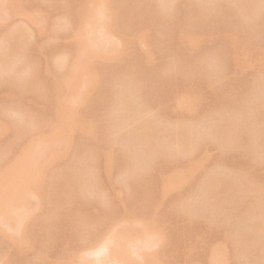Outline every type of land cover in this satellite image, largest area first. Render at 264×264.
Instances as JSON below:
<instances>
[{"label":"rangeland","instance_id":"374dc122","mask_svg":"<svg viewBox=\"0 0 264 264\" xmlns=\"http://www.w3.org/2000/svg\"><path fill=\"white\" fill-rule=\"evenodd\" d=\"M84 1L0 0V51L10 55L0 58V122L10 121L0 125V204L20 193L31 208L4 202L16 214H0V264H264V0H96L112 8L111 33L88 28L116 50L93 60L77 59L99 45L87 36L79 46ZM19 35L26 43L11 52ZM70 68L95 74L80 98L83 79L65 92ZM63 78L58 99L52 80ZM71 99L83 117L56 136L54 110ZM26 147L34 166L24 170ZM54 149L63 152L52 158ZM9 164L17 179L6 183ZM25 176L38 178L29 198Z\"/></svg>","mask_w":264,"mask_h":264},{"label":"bare ground","instance_id":"6f19581e","mask_svg":"<svg viewBox=\"0 0 264 264\" xmlns=\"http://www.w3.org/2000/svg\"><path fill=\"white\" fill-rule=\"evenodd\" d=\"M94 1H95V3H93ZM94 1L91 0L90 3L87 2V1H84V2H87V3H84V2H83L82 5H85V4H87V5L83 6V8H81V10H80V8H79L80 13H79V11H78V13H79V15H80V16H79V17H80V20H79V21H80V23H81L83 26H81V27L78 26V27L80 28V29H79L80 32L77 33V34H79V35H77V37H78L77 40L79 41V38L82 39V40H80L81 42L79 41L80 45H79V44H78V45L81 46V47H82V46H83V47L85 46V48L88 47L87 45H88L89 43L92 42V41H90V40H92V39H90V40L88 39V43H87V41H86V40H87V39H86L87 36H88V38H91V37L94 38L93 43H91V45L94 44V42L96 43V40H97V43H98V40H100V37H97V36H98V35H97L98 30H97V32H96V31H91L90 28H94L95 25H97V26H99V27H97V26H96V27L100 30V29H102V27H104V26L106 27V25L108 26V28H109V26L111 25V24L108 25V22L111 23V20H110V19H109L110 21L107 20V16H110V15H111V13H110V8H111V6H110V8H109V11L105 8L106 5L104 6L105 10H107L106 12H107V13H110V15H107V13H105V10H102V7H103L102 5H103V4L100 5L101 7L98 6V3L100 4V2H101L102 0H101L100 2H98V1H96V0H94ZM106 1H107V0H106ZM169 1H170V0H169ZM250 1H251V0H250ZM250 1H249V2H250ZM255 1H256V0H255ZM255 1H254V2H255ZM257 1H258V0H257ZM3 2H4V1H2L1 3H3ZM8 2H9V1H8ZM8 2H5V3L7 4ZM96 2H98V3H96ZM102 2L104 3V0H103ZM102 2H101V3H102ZM162 2H163V1H162ZM1 3H0V4H1ZM5 3L1 4V5H4V6H2V7H5V5H6ZM202 3H203V2H202ZM242 3H243V2H242ZM242 3H240V4H242ZM252 3H253V2H252ZM252 3H251V4H252ZM255 3H256V2H255ZM255 3H253L254 7H252L251 4L249 3L250 5H248V6H249V8H251V10L255 8ZM263 3H264V2H263ZM206 4H207V3H206ZM236 4H238V3H236ZM240 4H239V5H240ZM256 5H257V4H256ZM259 5L262 6L261 2H260ZM7 6H10V5H7ZM96 6H98V8H96ZM236 6H237V5H236ZM242 6H243V5H242ZM245 6H246V5H245ZM245 6H243V7H245ZM250 6H251V7H250ZM260 6H259V7H260ZM81 7H82V6H81ZM94 7H95V8H94ZM99 7H100V9H99ZM243 7H242V8H243ZM239 8H240V7H239ZM239 8H237V9H239ZM246 8H247V6H246ZM256 8H258V7H256ZM260 8H261V7H260ZM6 9H7V8H6ZM9 9H10V7H9ZM111 9H112V8H111ZM240 10H241V9H240ZM251 10H250V11H251ZM255 10H256V9H255ZM9 11H10V10H9ZM250 11H249V13H250ZM257 11H258V10H256V11L254 12V10H252V12H254V13H256ZM259 11H260V10H259ZM111 12L113 13V10H112ZM241 12H242V11H241ZM243 12H244V11H243ZM246 12L248 13V11H246ZM249 13H248V15H249ZM76 14H77V13H76ZM251 15H252V14H251ZM113 17H114V16H113ZM33 18H34V17H33ZM78 19H79V18H78ZM104 19H106L107 21H105ZM36 20H37V19H36ZM36 20H35V21H36ZM112 20H113V19H112ZM101 21H102V22H101ZM103 23H104L105 25H103ZM112 23H113V22H112ZM93 26H94V27H93ZM88 27H90V28H88ZM96 27H95L94 29H96ZM105 27H104V31H105ZM111 27H112V26H111ZM81 28H82V29H81ZM83 28H85V29L87 28V32H86V33H84L86 30H85V29L83 30ZM106 28H107V27H106ZM108 28H107L106 30L109 31L108 33H111L110 30H108ZM113 28H114V27H113ZM11 29H12V27L10 28L9 31H12V32H13L14 29H13V30H11ZM23 29L25 30V28H23ZM88 29H89V30H88ZM94 29H93V30H94ZM20 30H22V28H20ZM20 30H19V31H20ZM114 30H115V29H114ZM183 30H184V29H183ZM9 31H8L7 33H11V32H9ZM111 31H112V30H111ZM139 31H140V30H139ZM139 31H138V34L140 35V32H141L142 30H141L140 32H139ZM92 32H93V35H94V36H93V35H90V33H92ZM94 32H96V33H94ZM99 32H101V31H99ZM178 32H181V31H178ZM182 32H183V31H182ZM182 32H181V33H182ZM185 32H186V31H185ZM16 33H17V32H16ZM25 33H26V34H25ZM81 33H82V34H81ZM102 33H103V30H102ZM105 33H106V32H105ZM108 33H107V34H108ZM141 33H142V32H141ZM181 33H180V34H181ZM186 33H187V32H186ZM186 33H185V35H186ZM13 34H14V33H13ZM23 34L26 35V37H28L27 35H29V31H26V30H25V32H24ZM23 34H21V32H20V35H23ZM103 34H104V33H103ZM112 34H113V33H112ZM182 34H183V33H182ZM20 35L17 36L16 39H13V41H12L13 43L11 42L12 44H10V46H11V45H12V46H11V47L9 46L10 49H11V50H10L11 52H12V50L16 52V51L20 48V46L23 44L24 39H25V36L23 35V37H24V39H23L22 36H20ZM89 35H90V37H89ZM104 35H105V34H104ZM5 36H6V34H5ZM5 36H3V37H4V40L6 41V40L9 39V36H10V35L8 36V39H7V36H6V37H5ZM95 36H96V37H95ZM109 36H110V35H109ZM111 36H112V35H111ZM142 36H143V35L141 34L140 37H142ZM105 37H106V36H105ZM182 37H183V36H182ZM182 37H181V38H182ZM96 38H97V39H96ZM101 38L103 39V37H101ZM111 38H112V37H111ZM137 38H139V37H137ZM179 38H180V37H179ZM10 39L12 40V38H10ZM107 39H108V38H107ZM112 39H113V38H112ZM119 39H120V38H119ZM1 40H2V37H1ZM1 40H0V41H1ZM113 40H114V39H113ZM120 40H121L122 44H124V42L122 41V39H120ZM138 40H140V39H138ZM184 40H185V39H184ZM9 41H10V40L6 41V43H7L6 45H8V42H9ZM22 41H23V42H22ZM82 41H83V42H82ZM100 41H101V40H100ZM141 41H142V40H141ZM1 42H2L1 44L4 43L3 40H2ZM21 42H22V44H21ZM106 42H107V40H106ZM112 42H113V41H112ZM142 42H143V41H142ZM24 43H26V42H24ZM81 43H82V44H81ZM110 43H111V42H110ZM114 43H115V42H114ZM114 43H113V44H109V43H107L108 46L106 45V43H104V45L108 47V48H107V47H104V48H105V49L107 48L108 51H106V50L101 46L100 43H98V44H99V45H98V48H95V47H97V45H96L95 47H94L95 44L92 45V46L95 48L94 51L97 50V54H96L95 52L92 53V51L89 50L90 48L92 49V46L89 45V46H90L89 49H88L89 51H88L87 49H86V51H85V49H84V50H83L84 52H83L82 50H80L79 53H78V55H79L78 57H79V58L77 57V59H80L81 56H84V53L87 54L88 52L91 54V55H90V54H89V55L87 54L89 57H91L90 59L93 58L92 56H93L94 54H95L94 57H97L98 55H100V54H98V53H101V55H102V54L107 55L108 53L113 52V51L116 50V48H112V47L114 46ZM117 43H118V42H117ZM184 43L188 44L189 41L184 42ZM190 43H191V41H190ZM19 44H20V45H19ZM83 44H84V45H83ZM140 45H142V43H141ZM1 46H2V45H1ZM23 46H24V44H23ZM100 46H101V47H100ZM109 46H112V47L109 48ZM115 46H117V45L115 44ZM118 46H119V45H118ZM120 46H121V44H120ZM4 47H6V50H7V46H5V43H4ZM4 47H3V48L1 47L2 52L0 51V53H2V54H0V58L2 59V61L5 60V59L7 60V57H8V56L10 57V55L8 54V53H9V50L7 51L8 53H7V52L5 53V52H4V51H5ZM17 48H18V49H17ZM22 48H24V47H22ZM99 48H103L104 51H101L102 49L100 50ZM3 49H4V50H3ZM15 49H17V50H15ZM112 49H113V50H112ZM110 50H111V51H110ZM22 51H23V50H21V52H22ZM98 51H99V52H98ZM109 51H110V52H109ZM144 51H145V50H144ZM11 52H10V53H11ZM102 52H103V53H102ZM148 52H149V51H148ZM80 53H81V54H80ZM105 53H106V54H105ZM13 54H14V53H13ZM16 54H17V53H16ZM16 54H15V55H16ZM18 54H20V50L18 51ZM143 54H144V53H143ZM146 54H147V57H148L149 54H148V53H146ZM80 55H81V56H80ZM104 55H102V56H104ZM102 56H100V57H102ZM5 57H6V58H5ZM11 57H12V56H11ZM13 57H15V56H13ZM98 57H99V56H98ZM98 57H97V58H98ZM100 57H99V58H100ZM145 57H146V56H145ZM104 58H105V57H104ZM9 59L11 60V58H9ZM12 59H13V58H12ZM86 59H87V58H86ZM86 59H85V60H86ZM90 59L88 58V60H90ZM92 60H93V59H92ZM8 61H9V60H8ZM8 61H7V62H8ZM60 61H61V59H60ZM60 61H59V63H60ZM62 61H64V60H62ZM81 61L83 62L82 59H81ZM7 62H6V63H7ZM90 62H91V60H90ZM93 62H94V61H93ZM2 63H3V62H2ZM6 63H5V64H6ZM77 63H78V62H76V65L79 66ZM88 63H89V62H88ZM61 64H62V62H61ZM84 64H87V61H86V63H84ZM92 64H93V63H91V65H92ZM3 65H4V64H3ZM3 65H2V66H3ZM9 65H10V69H11V67H12L11 64H7V65H5V67L3 66V70H4L7 66H8V67H7L4 71L9 70V69H8V68H9ZM62 65H63V64H62ZM76 65H73V66H76ZM81 65H83V63H82ZM89 65H90V63H89ZM73 66H72L71 68H73ZM86 66H87V65L83 66L82 68H84V67H86ZM0 67H1V64H0ZM79 67H80V66H79ZM79 67H77V69H78ZM71 68H70V70H69V71H71V72H69V73H68V76H66V78L70 77L69 80L71 79V81H70L71 84H70V83L68 84V81H69L68 79H67V82L64 80L65 77H64L63 79H61V80H58V81H56V80H57V79H56L55 82H54V80H52L53 84L51 85V87H53L52 89H53V91H54V97L58 98V97L61 95L60 93H62V95H63V92H62V91H63V86H64V85H63V82H60V81H63V80H64V81L66 82V85H68V87L70 86L69 88L67 87V88L70 89V90H67L68 92L65 91L66 93H69V91H71V89L74 90V91L79 92V89H80V92H81V93L79 92V94H78V95H79L78 98H80V95H81V94H83V96H84V95H85V92H86V89H87V86H90V83H93V80H94V79H93V76H94L95 74L93 73V74L91 75V74H90L91 72H90L89 74H87V72L89 71V69L86 68V70H85L86 72L83 73L85 76L82 75L81 78H80V74L78 73V70L75 68V69L77 70V71H76L77 73H76V72H74L75 70H73V69H71ZM82 68H80V71H79L80 73H81ZM93 68H94V67H93ZM25 69H26V68H25ZM90 69H91V68H90ZM0 70H1V69H0ZM23 70H24V68H23ZM72 70H73V71H72ZM87 70H88V71H87ZM27 71H28V69H27V70H24V72H25V76H27V75H26V73H28ZM0 72H2V71H0ZM21 72H22V71H21ZM72 72H73L74 74L76 73L75 76L78 77V78H76ZM71 73H72V74H71ZM22 75H23V74H22ZM69 75H70V76H69ZM86 75H87V79H88V80H86ZM89 75H90V77H89ZM71 76H74L76 79H75V78H72ZM91 76H92V77H91ZM21 78H22V77H21ZM89 78H90V79H89ZM91 78H92V79H91ZM94 78H95V76H94ZM24 79H26V77H24ZM73 79H74V80H73ZM77 79H78V80H77ZM80 79H83L84 82H83L82 80H80ZM85 80H86V83H85ZM89 80H90L91 82H90ZM72 81H73V83H72ZM75 81H77V82H76V84H78L77 86H76V84H75ZM80 81L83 82V83H82V87L78 89V86H79L80 83H81ZM25 82H26V81H25ZM78 82H79V83H78ZM87 82H88V83H87ZM89 82H90V83H89ZM64 84H65V83H64ZM74 84H75V85H74ZM83 84H84V85H83ZM66 85H65V88H66ZM86 85H87V86H86ZM72 86H75L76 88H75V87H72ZM71 87H72V88H71ZM67 88H66V89H67ZM73 88H74V89H73ZM82 88L85 89V90H83ZM88 88H89V87H88ZM76 89H78V90H76ZM81 89H82V90H81ZM71 92H72V91H71ZM83 92H84V93H83ZM52 93H53V92H52ZM72 94H74V93H72ZM68 96H69V95H68ZM75 97H77V96L75 95ZM66 98H68V97L66 96ZM71 98H72V97H71ZM58 99H60V98H58ZM58 99H57V101H58ZM72 99H73V98H72ZM72 99L70 100V102H68V103H64L63 105H61V103H58V105L56 106V108H55V110H54V114H53V116L55 115V116H54V119H55V122H54V123H55V125H53V128H54V129H53V130H54L53 133H55L56 136H59V135H66V134H69V135H70L71 132H72V128H74V126H73V120H74V121H76V120H80V118H78V113H79V112L77 111V108L79 107V106H78V105H79L78 100H74V102L76 103V105H74L75 103H73V104H71V105H67V104H69V103H72V101H73ZM124 99H125V98H124ZM121 100H122V99H121ZM121 100H120V101H121ZM178 100H179V98L177 99V102H178ZM180 100H181V99H180ZM67 101H69V99H68V100H67V99L65 100V102H67ZM124 101H125V100H124ZM58 102H59V101H58ZM180 102L182 103V101H179V103H180ZM124 103L126 104L127 102H124ZM119 104H120V103H119ZM182 104H183V103H182ZM254 105H255V104H254ZM69 106H70V107H69ZM71 106H72V107L74 106V107L71 108ZM77 106H78V107H77ZM251 106H252V105H251ZM124 107H125V106H124ZM252 107H253V106H252ZM255 107H256V106H254V108H255ZM118 108H120V107H118ZM250 108H251V107H250ZM257 108H258V105H257ZM261 108H262V107H261ZM261 108H260V109H261ZM78 109H79V108H78ZM251 109H252V108H251ZM66 110H67V111H66ZM68 110H69L70 112H69ZM15 111H16V110H15ZM17 111H18V110H17ZM260 111L263 112L264 110H263V111L260 110ZM65 112H66L67 115L64 114ZM67 112H68V113H67ZM21 113H23V112H21ZM21 113H19L18 117H17V116H16V117L19 118L20 115H21V117H22V114H21ZM69 113H72V114L68 115ZM13 114H14V113H13ZM262 114H263V113H262ZM15 115H17V113L14 114V116H15ZM24 115H26V114L23 113V117H24ZM73 115H74V118L72 119L71 117H73ZM79 115H81V114L79 113ZM14 116H13V117H14ZM69 116H70L71 119H70V118H67V117H69ZM81 116H82V115H81ZM81 116H80V117H81ZM23 117H22V118H19L20 121H21V119H22V121H23ZM27 117H28V116H27ZM27 117L25 116L24 118L27 119V121H28V119L30 120V116H29V118H27ZM82 117H83V116H82ZM82 117H81V119H82ZM14 119H15V118H14ZM19 119H18V121H19ZM68 119H69V120H68ZM31 120H32V119H31ZM31 120L28 121V122H31ZM12 121H13V119H12ZM20 121H19V122H20ZM24 121H25V120H24ZM1 122H2V121H1ZM1 122H0V125H1V126L5 125L3 122H2V124H3V125H2ZM9 122H10V121H9ZM9 122H8V124H9ZM228 122H229V121H228ZM15 123H16V122H15ZM78 123H79V122H78ZM78 123H77V121L74 122V124H75L76 126H77ZM8 124L6 123L5 126H7ZM16 124H17V123H16ZM19 124H22V125H23V122H21V123H19ZM17 125H18V124H17ZM231 125H232V124H231ZM1 126H0V127H1ZM8 126H9V125H8ZM54 126H55V127H54ZM72 126H73V127H72ZM78 126H79V125H78ZM225 126H226V125H225ZM225 126H223L222 128H225ZM3 127H4V126H3ZM3 127H1V129H2ZM80 127H81V125H80ZM5 128H6V127H5ZM1 129H0V130H1ZM6 130H7V129H6ZM73 130H74V129H73ZM75 130H76V128H75ZM75 130H74V131H75ZM74 131H73V132H74ZM177 131H178V130H177ZM182 131H183V133H185L184 130H182ZM73 132H72V133H73ZM187 132H188V131H187ZM174 134H178V133L175 132ZM183 135H184V134H183ZM183 135H182V136H183ZM39 136H40V135H39ZM146 136H147V135H146ZM174 136H176V135H174ZM184 136H186V135H184ZM184 136H183V137H184ZM138 137L140 138L139 135H138ZM172 137H173V136H172ZM172 137H171V138H172ZM183 137H182V138H183ZM35 138H36V137H35ZM37 138H40V137L37 136ZM171 138H170V139H171ZM173 138H174V137H173ZM175 138L177 139L178 137H175ZM176 139H174V141H175ZM178 139H179V138H178ZM178 139H177V141H178ZM185 139H186V138H184V140H185ZM141 140H142V138H141ZM184 140H183V141H184ZM252 140H253V139H252ZM254 140H255V139H254ZM29 143L32 144V145H34L35 142L32 140V143H31V140H30ZM29 143H28V144H29ZM176 143H177V142H176ZM28 144H27V147H29ZM181 144H183V143H181ZM27 147H26V149H28ZM31 148H32V147H31ZM182 148H183V147H182ZM28 150H29V149H28ZM28 150H27V151H28ZM25 151H26V150H25ZM30 151H31V150H29V151L27 152V155H23V154H22L21 158H20V157L18 158V156H20L21 154L18 155V156L16 157V159L18 158V161H19V162L16 161V159H15V162L21 163V164L23 165V166H22V165H21V166L23 167L24 170H25V167H27V166L30 165V164H31L30 166H32V167L34 166V163L32 162L33 159H34V157L31 159V161H29L30 158H31V156H30V155H31V152H30ZM53 151H54L55 153H57V154L63 152V151H57L56 149H54V150H52L51 152L49 151V154L54 153ZM22 153H26V152L22 151ZM29 153H30V155H29ZM47 154H48V153H47ZM49 154H48V155H49ZM54 155H55V154H54ZM29 156H30V157H29ZM34 156H35V155H34ZM39 156H42V155H39ZM50 156L53 158V154H51ZM43 157H47V155H46V156H43ZM43 157H41L42 159H40L38 156H37V157L35 156V158H39L41 161H43ZM51 157H50V158H51ZM54 157H56V155H55ZM47 158H48V157H47ZM13 160H14V159H13ZM36 160H37V159H36ZM28 161H29V162H28ZM31 162H32V163H31ZM44 162H45V161H43L42 163L44 164ZM12 165H13V164H12ZM12 165L9 164V165L7 166V168H9L10 171H9V170L7 171V173L5 174L6 177H5V176L3 177V181H6L5 178H6V179H7V178L10 179V177L12 176V174H11L10 172H11L13 169L11 170V167H9V166H12ZM19 165H20V164H19ZM21 166H20V167H21ZM24 166H25V167H24ZM30 166H28V167H30ZM12 167H13V166H12ZM20 167H18V169H19ZM22 167H21V170H22ZM28 167H27V168H28ZM7 168H6V169H7ZM35 168H36V166H35ZM42 168H43V165H42ZM14 169H15V168H14ZM28 169H29V168H28ZM28 169H27V171H28ZM30 169H32V168H30ZM24 170H23V171H24ZM5 171H6V170H5ZM34 171H35V169H34ZM30 172H31V171H30ZM30 172H29V173H30ZM14 173H15V172H14ZM24 173H25V172H23L22 175H23ZM27 173H28V172H27ZM2 175H3V174H2ZM25 175H26V173H25ZM13 176H14V177H13ZM13 176H12V180H8V179H7V181H9V182H13V178H15L16 175L13 174ZM27 176H28V175H27ZM29 176H31V175L29 174ZM1 177H2V176H1ZM31 177H32V176H31ZM31 177H29V179H27V177L25 176V178L29 181V182H28V181L26 180V181H27V184H24V183H23L24 181H21V177L18 178L19 180L16 181V182L19 181V184L22 182L23 186H22V187H18V188H21L20 190L24 193V194H23V193H22V194H23V196H25V198H27V197L29 198L30 195L32 196V192H29V191L31 190L30 187L32 186L31 183H32L33 186H34V185H35L34 183H35L36 180L38 179V178H37V179H36V178H35V179H32ZM16 179H17V176H16ZM22 179L25 180V179H24V176H22ZM31 179H32V180H31ZM214 179H215V178H214ZM243 179H244V178H243ZM14 180H15V179H14ZM30 180H31V182H30ZM33 180H34V181H33ZM167 180H168V179H167ZM169 180H170V179H169ZM169 180H168V181H169ZM245 180H247V179H245ZM0 181H1V180H0ZM7 181H6V183H7ZM20 181H21V182H20ZM39 181H40V180H39ZM162 181H163V180H162ZM33 182H34V183H33ZM40 182H41V181H40ZM209 182H210V181H209ZM213 182H214V181H213ZM244 182H245V184L250 185V183H248L249 181H248V182H247V181H244ZM6 183H5V184H6ZM166 183H167V182H166ZM168 183H170V182H168ZM211 183H212V182H211ZM211 183H209V185H210ZM216 183H218V182L216 181L215 184H216ZM14 184H15V183H14ZM17 184H18V183H16V185H17ZM19 184H18V185H19ZM28 184H30V185L28 186ZM37 184H38V182H37ZM232 184H233V183H231V185H232ZM243 184H244V183H243ZM251 184H253V183H251ZM18 185H17V186H18ZM24 185H26L25 188H24ZM163 185H165V184H163ZM163 185H162V188H163ZM167 185H168V184H167ZM217 185H218V184H217ZM228 185H229V184H228ZM253 185H254V184H253ZM6 186H7V185H6ZM20 186H21V184H20ZM27 186L29 187V191L27 190L28 188H26ZM33 186H32V187H33ZM38 186H40V185L38 184L37 187H38ZM233 186H234V185H233ZM243 186H244V185H243ZM243 186H242V187H243ZM250 186H252V185H250ZM259 186H260V185H259ZM259 186H258V187H259ZM34 187L36 188V186H34ZM164 187L166 188L167 186H164ZM206 187H208V186H206ZM209 187H210V186H209ZM0 188H1V186H0ZM18 188H17V189H18ZM22 188H24V189H22ZM229 188H230V186L228 187V189H229ZM231 188H232V187H231ZM36 189H37V188H36ZM228 189H227V190H228ZM232 189H233V188H232ZM261 189H262V188H261ZM23 190H26V191L29 192V194H28V192H27V197H26V195H25L26 191H23ZM33 190H34V188H33ZM161 190H162V189H161ZM163 190H164V188H163ZM215 190H216V189H215ZM229 190H230V189H229ZM258 190H260V189L258 188ZM0 191H1V189H0ZM213 191H214V190H213ZM1 192H2V191H1ZM1 192H0V193H1ZM33 192H34V191H33ZM252 192H253V191H252ZM258 192H262V191H258ZM2 193H3V192H2ZM16 193H17V192H16ZM34 193H35V192H34ZM210 193H211V192H210ZM3 194H4V193H3ZM212 194H213V193H212ZM259 194H260V196L262 195L261 193H259ZM19 195H21V194L19 193ZM19 195L17 194V196H18V200H17V197H16V196H14L13 198H11V196H8V197L11 198L10 201H12V199L14 200V198L16 197L15 200H14L15 205L12 206L11 204H12V203L14 204V202L12 201L11 203H9V202L7 201V200H9V199L7 198V200L3 201V205L0 204L1 207L3 206V208L7 209V208L5 207V206H7L6 203H8L12 208H14V206H17L18 209H19V207H21L22 205H25L24 203L26 202V199H25V200H22V199H23L22 196L19 197ZM0 196L2 197L3 195H0ZM254 196H255V195H254ZM3 197H4V196H3ZM257 197H258V196H257ZM257 197H256V198H257ZM4 199H6V197H5ZM4 199H3V200H4ZM19 199H21L22 202L24 201V203L21 204V202H19ZM260 199H261V198H260ZM1 201H2V199H1ZM4 202H5V206H4ZM27 202H29V199L27 200ZM18 203L21 204V206H18V205H17ZM29 204H30V202H29ZM10 206H7V207H10ZM28 206H30V205H28V203H27V207H28ZM23 207H24V208H23ZM23 207H22V208L25 209L26 205L23 206ZM27 207H26V208H27ZM22 208H20V209H22ZM18 209H16V210H18ZM23 209H22V211H23L22 213L25 214L24 212L26 211V209H25V210H23ZM27 209H29V211L31 210L30 207L27 208ZM7 210H8V211H7ZM7 210H4L5 213H4V212L0 213V214H1V217H2V218H1V217H0V218L3 219L4 217H6V219H9V221H10L11 218H10L9 216L11 215L12 212L15 213V214H16V212H15L14 210L12 211V209H11L12 212L9 211V210H10L9 208H8ZM27 211H28V210H27ZM27 211H26V212H27ZM13 213H12V214H13ZM243 213H244V212H243ZM245 213H246V212H245ZM15 214H14V216H15ZM243 216H244V215H243ZM246 216H247V215H246ZM13 218H14V217H13ZM127 219H128V217H127ZM132 220H133V219H132ZM2 221L4 222V224H6V222H7L8 220H7V221L2 220ZM125 221H126V219H125ZM125 221H124V222H125ZM133 222H134V220H133L131 223H133ZM0 223H1V222H0ZM257 223H258V222H257ZM115 224H116V223H115ZM6 225H7V224H6ZM129 225H130V224H129ZM256 225L259 226V224H256ZM1 226H2V225L0 224V227H1ZM7 226H8V225H7ZM251 226H252V225H251ZM253 226H254V225H253ZM260 226H261V225H260ZM260 226H259V227H260ZM111 227H115V225H114V226H111ZM111 227H110V228H111ZM254 227H255V226H254ZM2 228H5V227L2 226ZM8 228H9V226H8ZM10 228H12V227L10 226ZM5 229L7 230V228H5ZM111 229H112V228H111ZM255 229H256V228H255ZM259 229H260V228H259ZM259 229H258V230H259ZM0 230H1V228H0ZM117 230H118V229H116V231H117ZM256 230H257V229H256ZM258 230H257V231H258ZM260 230H262V229H260ZM114 231H115V230H114ZM108 232H109V231H108ZM112 232H113V229H112ZM117 232H118V231H117ZM112 234H114L115 236L118 235L117 233H116V234H117V235H116L115 233H111V232H110V235H112ZM128 234H129V232H128ZM128 234H127V235H128ZM262 234H263V233H262ZM107 236H109V235H107ZM115 236H114V237H115ZM257 236H258V235H257ZM257 236H256V238H257ZM260 236H261V235H260ZM118 237H119V236H118ZM118 237H116V239H117ZM158 237H159V236H158ZM10 238H11V237H10ZM109 238H110V237H109ZM252 238H253V236H252ZM107 239H108V238H107ZM107 239H106V240H107ZM111 239H112V236H111ZM112 240H113V239H112ZM240 240H241V239H240ZM253 240H255V239H253ZM157 241H158V240H157ZM157 241H155V242H157ZM237 241H238V240H237ZM242 241H243V240H242ZM256 241H257V240H255V242H256ZM157 243H158V242H157ZM239 243H240V242H239ZM142 244H143V243H142ZM243 244H244V243H243ZM251 244H252V243H251ZM254 244H255V243H254ZM254 244H253V245H254ZM259 244H260V243H259ZM236 245H237V244H236ZM256 245H257V244H256ZM98 246H99V245H98ZM237 246H238V245H237ZM244 246H245V245H244ZM249 246H250V248H251V245H249ZM254 246H255V245H254ZM240 247H241V246H240ZM246 247H247V246H246ZM243 248H244V247H243ZM243 248H242V249H243ZM244 249H245V248H244ZM244 249H243V250H244ZM248 249H249V247H248ZM248 249H247V250H248ZM100 250H102V249H100ZM104 250H105V249H104ZM240 250H241V248H240ZM243 250H242V251H243ZM242 251H241V252H242ZM118 252H119V251H118ZM115 254H116V253H115ZM121 254H122V253H121ZM74 255H76V254H74ZM123 255H124V254H123ZM76 256H77V257H76L77 261L80 260L81 258H83V257H80V258H79L78 255H76ZM81 256H82V255H81ZM72 257H73V256H72ZM119 257H120V256H119ZM123 257H124V256H123ZM126 257L128 258L127 255H126ZM127 258L124 257L125 260H126ZM70 259H72V258H70ZM70 259H69V260H70ZM74 259H75V257H74ZM121 259L123 260V258H121ZM84 260H85V258H84ZM84 260L82 259L81 261L83 262ZM92 261H93V260H92ZM123 261H124V260H123ZM127 261L129 262V260H127ZM70 262H71V260H70ZM79 263L82 264L81 262H79ZM84 263H85V261L83 262V264H84ZM93 263H94V262H93ZM99 263H101V262L99 261Z\"/></svg>","mask_w":264,"mask_h":264}]
</instances>
